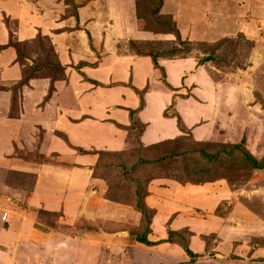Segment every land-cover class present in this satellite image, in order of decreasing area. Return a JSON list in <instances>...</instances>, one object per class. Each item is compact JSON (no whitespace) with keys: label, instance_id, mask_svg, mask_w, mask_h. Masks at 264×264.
I'll use <instances>...</instances> for the list:
<instances>
[{"label":"rangeland","instance_id":"rangeland-1","mask_svg":"<svg viewBox=\"0 0 264 264\" xmlns=\"http://www.w3.org/2000/svg\"><path fill=\"white\" fill-rule=\"evenodd\" d=\"M29 1L24 3L29 5ZM83 2L87 0H81L80 4ZM134 3L137 23L146 25L149 36L127 40V48L135 53L156 54L154 58L150 54L154 64L163 56L191 59L194 63L191 71L205 66L207 74L212 73L217 82L231 91L228 108L225 104L226 129L222 131L215 126L213 136L207 137L210 125L201 127L199 120L197 138L188 131L144 144L139 141L144 125L132 118L128 126L131 142H126L121 150L95 151L97 161L90 167L85 195L87 201L102 210L97 217L81 212L79 217L67 219L60 210L50 211L39 204L29 207L27 195L33 190L30 177L20 174L25 171L7 170L0 183L20 190V195L11 193L16 198L12 204L5 197L9 189L0 185V264H264V167L217 161L214 167L222 163L219 171L212 177L208 175L209 181L196 182L194 179L203 177L191 176L192 180L187 176L192 162L185 161L188 156L156 160L172 148L212 151L221 143H240L259 162L264 158V12L255 22L248 20L251 16L246 14V26L242 22L238 30H231L228 35L213 33L212 37L195 40L185 37L174 16L162 12L160 5L161 14L173 18L180 35L177 39L174 33L165 32V27L149 18L145 12L147 0H134ZM73 7L76 5L72 0H64L66 13ZM0 21L7 25V32L0 39V51L5 49L9 56L7 48L15 50L17 62L12 59L9 67L19 62L21 68L15 83L9 78L12 76L0 72V91H10L8 112L13 117L19 114L23 99L18 93L21 85L35 77H62L64 66L58 63L48 37L41 34L17 37L13 29L15 20L3 9H0ZM229 21L232 24L233 20ZM177 120L180 125L179 116ZM179 136L185 138L167 142ZM159 142L163 144L152 146ZM12 143L11 159L45 161L37 144L35 149H28ZM5 150L9 152V147ZM50 156L48 161L57 159L55 153ZM142 158L149 163L132 168L131 164ZM194 159L198 161L197 156ZM200 164L207 169L211 167L205 161ZM63 166L73 168L68 163ZM223 166L226 169L216 177L220 185L210 184ZM27 173L35 175L31 171ZM99 187L102 189L98 190ZM137 194L152 209L150 230L146 233L148 244L135 240L136 231H141V213L134 206L139 201ZM5 211L7 221L3 218ZM11 221L16 225L14 234L4 228V223ZM50 232L63 233L59 240L68 242V252L50 249L53 242L46 240ZM182 243L194 252L199 250V255L191 260ZM71 253H74L72 257Z\"/></svg>","mask_w":264,"mask_h":264},{"label":"crops","instance_id":"crops-1","mask_svg":"<svg viewBox=\"0 0 264 264\" xmlns=\"http://www.w3.org/2000/svg\"><path fill=\"white\" fill-rule=\"evenodd\" d=\"M24 2L27 0H0V9L15 20L17 37H48L58 63L64 66L62 77H35L21 85L18 93L23 99L17 116L8 112L10 91H0V179L4 181L9 169L35 172L33 190L27 195L29 207L39 204L50 211L60 210L67 219L79 217L81 212L89 217L101 215L102 210L85 195L90 167L97 161L95 151L123 149L131 140L128 126L134 117L144 125L139 134L144 144L188 131L197 138L199 120L201 127L210 125L207 137L213 136L215 126L226 129L225 109L232 100L228 98L231 91L212 73L207 74L205 66L191 71V59L163 56L154 64L150 54L127 48V40L149 36L146 25L137 23L134 0H87L82 4L81 0H72L76 7L68 13L64 0H30L29 5ZM263 2L163 0L160 10L174 16L185 37L199 40L213 33L228 35L242 22L246 26V14L252 21L262 16ZM5 31L7 25L0 21V39ZM7 50L9 56L5 49L0 51V72L12 76L9 78L15 83L21 75L20 63L9 67L12 59L17 62V53ZM9 142L28 149H35L37 144L45 161L11 159ZM53 153L57 159L48 161ZM67 163L73 168L63 166ZM225 169L223 166L209 183L219 186L216 177ZM0 185L9 189L5 197L14 204L16 198L11 193L20 195V190L4 182ZM4 214L7 221L8 213ZM15 227L13 221L4 223L9 233H16ZM61 235H47L48 243L53 242L50 249L67 251L68 242L59 240Z\"/></svg>","mask_w":264,"mask_h":264},{"label":"trees","instance_id":"trees-1","mask_svg":"<svg viewBox=\"0 0 264 264\" xmlns=\"http://www.w3.org/2000/svg\"><path fill=\"white\" fill-rule=\"evenodd\" d=\"M147 1H148V5L145 7V12L147 14H149V18L154 20L158 25H162L163 27H165L166 28L165 32H172L175 34L177 39H180V35L178 33V30L176 28V24H175L173 18L170 15L163 14V13L161 14V12L159 10L160 5H161V0H147ZM143 53L151 54L153 56V58L156 55L152 52H143ZM183 138H185V137L179 136L175 139L167 140V142H170V143L178 142ZM162 144H163V142H159V143L154 144L152 146L157 147V146H160ZM184 156H188V159H186L185 161H187L189 159L192 160L190 167L187 169V171H188L187 176L190 175V178H191V176L203 177L202 179L201 178H199V179L193 178L196 182L209 181L208 175H211V177H212L215 172L219 171V169L222 165V163H219V162H225V161L232 162L233 161V162H237V164H240V165L241 164L242 165L248 164L251 168H254V167L262 168V167H264V158L259 162L240 143H233V144L221 143L219 148L214 149L212 151L202 149V148H197V149L187 148V149H183V150L182 149L176 150V149L172 148L168 153L163 154V156L158 157L156 160H159V159L161 160V159H165V158H175V157L182 158ZM194 156L198 157V161L194 159ZM201 160L205 161L206 164L208 163L209 165H211V167L209 169L205 168V165L200 164L202 162ZM217 161H219V162H218L217 166L214 167V165L217 163ZM140 163H149V161L147 159H143V158L139 159V160H137V162L134 165H133V163L131 164L132 168L133 167L137 168V165ZM189 163H190V161H189ZM119 167H121V166H119ZM205 170L207 171V173H205ZM192 172H194V174H192ZM197 173H198V175H197ZM20 174L30 177V180H31L30 185H32V186L34 185L36 175L30 174L27 172H21ZM199 174H201V175H199ZM139 183H141V182L137 181V184H139ZM137 199L139 201L135 202L134 206L141 213V231H136L135 240H137L141 243H144V244H148L150 242L147 239L146 233L150 230L149 224H150L152 209L145 204L143 198L141 199V195H138ZM171 233H173V232H171ZM181 245H183L182 248L184 249L185 253L190 257L191 260L199 255V253L194 252L188 245H186L184 243H182Z\"/></svg>","mask_w":264,"mask_h":264},{"label":"water","instance_id":"water-1","mask_svg":"<svg viewBox=\"0 0 264 264\" xmlns=\"http://www.w3.org/2000/svg\"><path fill=\"white\" fill-rule=\"evenodd\" d=\"M204 59H208V57H207V56H205V57H204Z\"/></svg>","mask_w":264,"mask_h":264},{"label":"clouds","instance_id":"clouds-1","mask_svg":"<svg viewBox=\"0 0 264 264\" xmlns=\"http://www.w3.org/2000/svg\"><path fill=\"white\" fill-rule=\"evenodd\" d=\"M3 218H5V214L3 215Z\"/></svg>","mask_w":264,"mask_h":264}]
</instances>
